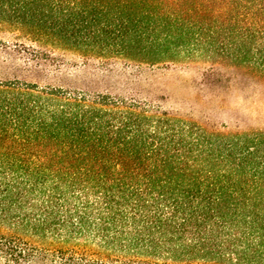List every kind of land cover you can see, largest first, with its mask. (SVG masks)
<instances>
[{"label": "trees", "instance_id": "16d2710c", "mask_svg": "<svg viewBox=\"0 0 264 264\" xmlns=\"http://www.w3.org/2000/svg\"><path fill=\"white\" fill-rule=\"evenodd\" d=\"M186 1L0 0V21L148 66L181 54L264 78V0ZM47 258L264 264V129L0 80V263Z\"/></svg>", "mask_w": 264, "mask_h": 264}, {"label": "rangeland", "instance_id": "374dc122", "mask_svg": "<svg viewBox=\"0 0 264 264\" xmlns=\"http://www.w3.org/2000/svg\"><path fill=\"white\" fill-rule=\"evenodd\" d=\"M186 4L206 7L213 13L221 8L215 0H187ZM26 29L17 30L0 21L2 81L15 79L70 91L150 100L194 120L264 129V78L252 76L229 60L211 64L201 59L187 61L180 54L148 66L140 54H133L131 59L117 51L79 49L63 38L36 33L24 36ZM209 67L220 72L216 77L221 81L215 83ZM97 261L95 264H113ZM30 264L64 263L47 258Z\"/></svg>", "mask_w": 264, "mask_h": 264}]
</instances>
